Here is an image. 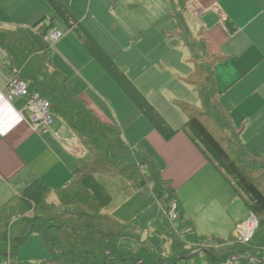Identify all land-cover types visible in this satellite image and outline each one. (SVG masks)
<instances>
[{
	"label": "trees",
	"instance_id": "1",
	"mask_svg": "<svg viewBox=\"0 0 264 264\" xmlns=\"http://www.w3.org/2000/svg\"><path fill=\"white\" fill-rule=\"evenodd\" d=\"M47 1L69 27L82 29L61 0ZM172 2L175 6L172 16L185 44L193 52L195 68L186 80L201 101L200 106L178 103L187 117L180 129L172 128L84 29L83 42L164 139L170 140L184 130L202 149L244 200L250 214L256 215L259 226L252 241L237 243L230 235L226 239H210L212 244L188 246L183 233L193 230V225L179 214L174 231H166L164 235L165 241L169 239L168 235L171 236L170 253L158 252L146 244L135 251L120 246V238L136 235L127 231L128 224H121L104 212L113 195L99 176H123L133 190L152 184L155 196L165 207L175 198L171 183L163 178L162 170L150 155L127 144L119 126L101 120L84 100L73 93L68 78L54 65L51 47L45 41V46H40L27 30L16 36L17 30L0 28V42L7 50L13 70L21 69L22 77L30 82V89L51 101L53 116L63 119L88 151L66 185L54 189L36 180L0 206L1 256L15 259L21 245L36 232L50 254L47 262L52 264H189L191 261L195 264H252L251 257L258 260L256 264H264V157L246 149L241 128L233 125L229 112L220 101L215 81L217 57L207 54L206 42L200 33L194 36L183 28V9L187 0ZM177 3L182 5V10L176 8ZM42 22L36 23L34 28L44 39L52 24L43 26ZM52 193L57 195L56 201H49ZM106 219L116 222L121 229L115 230L118 225L111 229L104 227ZM246 254L250 257L244 256ZM237 256H240L238 260H231Z\"/></svg>",
	"mask_w": 264,
	"mask_h": 264
},
{
	"label": "crops",
	"instance_id": "2",
	"mask_svg": "<svg viewBox=\"0 0 264 264\" xmlns=\"http://www.w3.org/2000/svg\"><path fill=\"white\" fill-rule=\"evenodd\" d=\"M61 1L82 26L83 16L78 13V7L83 0ZM171 3L172 15L174 4L172 1ZM179 7L182 10V5L179 4ZM183 14L184 30L194 36L200 33L206 42L207 54L217 57L215 81L220 101L229 112L233 125L241 128V139L246 149L254 155L264 157V0H187ZM190 15L194 20L189 28L187 21H190ZM57 17L47 0H0V28L22 32L33 27L37 33L34 26L43 21V26L52 24L51 31L60 30L54 22ZM60 20L66 24L62 18ZM68 29L72 32L76 28ZM175 30L177 32L173 37H181L177 21ZM29 34L32 37L30 32ZM65 35L56 42L60 50L70 49V36ZM42 40L44 41L43 38ZM80 40L82 41L81 35ZM45 44L43 42L38 45ZM77 48L79 55L85 57V60L79 57L69 59L63 54L60 55L62 59L55 58L52 54L54 65L68 78L73 93L84 100L101 120L123 127L120 118L119 123L115 124L93 98V95H97V77L94 72L101 73L103 69H100L98 63H91L79 44ZM85 48L90 52L86 46ZM77 63H81V68ZM188 64L190 75L195 68L192 58L188 59ZM132 73L130 72L129 78H133L139 85L136 84L137 88L141 89L143 81ZM13 74L11 59L4 51L0 57V206L36 180H41L54 189L66 185L73 178L80 160L88 154L79 137L59 117L60 120L53 117L47 133L33 131L27 110L28 99L18 97L10 102L5 97L6 83ZM136 108L139 109L137 106ZM166 116L174 129H180L187 121L186 116L179 117V120L173 116L171 121L168 112ZM141 122L140 125H131L126 132L122 128L124 139L132 149L150 155L162 170L163 178L171 183L175 191L174 199L179 204V214L193 225V230L183 233L188 246L200 244L195 242L193 236H189L192 238L188 237L187 241V233L196 234L199 240L233 236L235 227L250 214L241 196L184 130L166 140L151 122L144 119ZM118 182L124 183L122 187L126 188V193L133 192L130 183L121 178ZM112 183L109 180V184ZM145 188L148 189L142 193ZM135 192V195L132 194L134 197L131 196L133 204L139 203L141 208L158 204L156 215L160 209L164 212L165 205L155 196L152 184ZM113 200L114 198L107 207ZM129 207L119 205L109 214L121 224L133 223L143 210L129 214ZM119 245L122 244L119 242ZM44 248L48 251L45 245ZM244 256L250 257L249 254ZM49 258L48 252V258L40 264H45ZM239 258L237 256L231 260L235 262ZM251 262L256 264L258 260L251 257Z\"/></svg>",
	"mask_w": 264,
	"mask_h": 264
},
{
	"label": "rangeland",
	"instance_id": "3",
	"mask_svg": "<svg viewBox=\"0 0 264 264\" xmlns=\"http://www.w3.org/2000/svg\"><path fill=\"white\" fill-rule=\"evenodd\" d=\"M77 1L79 0H75V2ZM172 1L177 2L176 0ZM176 8L180 10L178 3ZM172 9L171 0H83L82 5L78 7V13L83 16L82 29L96 40L105 53L128 77L130 72H133L132 74L137 75L143 81L142 90H139L166 120L168 119L166 116L168 112L170 121L173 120V116H176L178 120L179 117L185 118L186 116L178 103L185 102L191 105H201L197 91L186 80L191 72L188 59L192 58L193 52L185 44L184 36L173 37V34L177 31L175 30L176 21L170 14ZM189 17L190 21H187V25L190 28L194 17L191 15ZM54 22L64 35L66 33L65 37L67 35L70 36V49L60 50L57 43L51 47L50 51L55 58L62 59L63 57L60 55L63 54L64 57L69 59L79 57L85 60V57L79 55L80 51L77 48V44H79L81 49L86 51L91 63H98L97 65H99L100 69H103L101 73L94 72L97 77L95 79L97 95H93V98L98 106L106 112V116L115 124L119 123L120 118L123 122V127L120 129L123 128L124 132L129 130L131 125H140L143 119L150 123V120L142 111L136 108L135 103L114 77L96 57L94 58L90 52H87L83 44V39L85 38L84 30L76 28L75 31L71 32L68 29L69 27L58 17ZM27 30L38 44L44 42L34 31L33 27H28ZM20 34L23 35V32L19 30L15 33L16 36ZM80 35L82 36V41L80 40ZM0 47L7 52L1 42ZM77 65L81 68V63H77ZM18 70L22 73L21 69ZM132 80L136 85L137 82L133 78ZM162 104L165 105V109H163ZM54 117L56 120H60L58 117ZM120 178L126 183H130L125 177L120 175L99 176L103 184L109 185V192L114 198L113 203L105 208L104 212L112 213L114 208L122 204L130 206L127 209L129 214L143 210V213L132 221L134 224L128 223L130 230L127 229V231H132L136 236L120 238L121 246L132 248L135 251L143 244H146L158 252L170 253L172 251V239L168 235L169 239L165 241L164 235L166 231L169 233L174 231L175 224L172 223L169 216L162 209L156 215L158 204L146 208L144 206L142 208L139 207V203L133 204L131 196L133 193L134 195L136 194L135 190L131 194L126 193V188L122 187L124 183L118 182ZM109 180L113 182L112 185L109 184ZM147 189H143L142 193ZM57 199V195L53 193L49 195V201H56ZM113 225L118 224L109 219H106L105 223L103 222V226L108 229H111ZM119 229H121V226L118 225L115 230ZM186 236L187 241H189V236L195 237V242L200 245L213 243L212 240L204 237V239L199 240L194 233H187ZM46 258H48V251L44 248L39 234L34 232L21 245L18 256L15 259L9 260L0 255V264H40ZM180 264L186 263L181 262ZM189 264H195V262L191 261Z\"/></svg>",
	"mask_w": 264,
	"mask_h": 264
},
{
	"label": "built area",
	"instance_id": "4",
	"mask_svg": "<svg viewBox=\"0 0 264 264\" xmlns=\"http://www.w3.org/2000/svg\"><path fill=\"white\" fill-rule=\"evenodd\" d=\"M63 36L64 34L61 30H53L44 37V41L52 47ZM3 53L4 51L0 48V57ZM5 97L10 102L18 97H26L28 99L27 110L30 114V123L33 131L39 134H45L49 131L54 117L51 111V101L40 92L31 90L30 82L22 77L21 71L15 69L13 76L7 81ZM164 213L175 224L179 218L178 201L175 199L170 200L165 207ZM258 226L259 221L256 215L251 213L245 221L238 224L234 229V241L242 244L250 243Z\"/></svg>",
	"mask_w": 264,
	"mask_h": 264
}]
</instances>
